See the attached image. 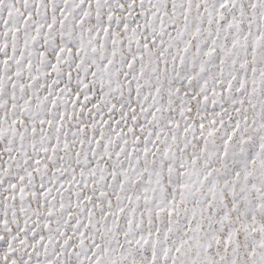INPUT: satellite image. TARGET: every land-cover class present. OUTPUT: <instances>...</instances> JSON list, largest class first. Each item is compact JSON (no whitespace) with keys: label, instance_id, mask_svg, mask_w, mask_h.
Here are the masks:
<instances>
[{"label":"snow or ice","instance_id":"snow-or-ice-1","mask_svg":"<svg viewBox=\"0 0 264 264\" xmlns=\"http://www.w3.org/2000/svg\"><path fill=\"white\" fill-rule=\"evenodd\" d=\"M0 264H264V0H0Z\"/></svg>","mask_w":264,"mask_h":264}]
</instances>
